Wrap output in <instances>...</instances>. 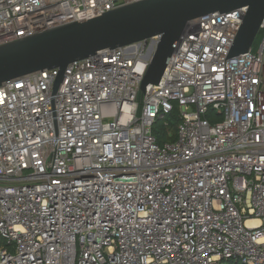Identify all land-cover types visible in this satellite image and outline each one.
<instances>
[{
  "label": "built area",
  "instance_id": "1",
  "mask_svg": "<svg viewBox=\"0 0 264 264\" xmlns=\"http://www.w3.org/2000/svg\"><path fill=\"white\" fill-rule=\"evenodd\" d=\"M138 1L0 0V46ZM244 13L191 22L145 94L157 37L68 65L56 93L57 69L0 86V264H264V19L226 59Z\"/></svg>",
  "mask_w": 264,
  "mask_h": 264
},
{
  "label": "water",
  "instance_id": "2",
  "mask_svg": "<svg viewBox=\"0 0 264 264\" xmlns=\"http://www.w3.org/2000/svg\"><path fill=\"white\" fill-rule=\"evenodd\" d=\"M244 9L239 30L226 59L247 53L264 19V0H141L101 16L59 26L41 34L0 46V86L19 77L57 69L56 93L68 65L104 50L145 42H158L140 84L145 94L158 85L190 23L214 13Z\"/></svg>",
  "mask_w": 264,
  "mask_h": 264
},
{
  "label": "trees",
  "instance_id": "3",
  "mask_svg": "<svg viewBox=\"0 0 264 264\" xmlns=\"http://www.w3.org/2000/svg\"><path fill=\"white\" fill-rule=\"evenodd\" d=\"M141 95V94H139ZM170 120L173 122L172 125H171V128H170V131H171V135L170 137H168L167 133H164L162 130H153L154 132V135L156 136V139L158 141V143H163L165 140L167 139H170L171 141L174 140V137H175V128L177 126V123H178V114L177 112H173L171 115H170ZM226 264H240V263H235V262H227Z\"/></svg>",
  "mask_w": 264,
  "mask_h": 264
},
{
  "label": "rangeland",
  "instance_id": "4",
  "mask_svg": "<svg viewBox=\"0 0 264 264\" xmlns=\"http://www.w3.org/2000/svg\"><path fill=\"white\" fill-rule=\"evenodd\" d=\"M260 42V36H257V38L255 39L254 43H253V49L256 48V46L258 45V43ZM148 49L150 48L149 47V44L147 45ZM148 51V55L151 54V49L147 50ZM141 94V93H140ZM142 95V94H141ZM139 95V96H141ZM167 123L169 126L168 127H164V124ZM172 121L170 120V118L168 117L167 119L163 120V121H159L157 123V125L155 126V130H162L164 133H167V134H171V131H170V128H171V125H172Z\"/></svg>",
  "mask_w": 264,
  "mask_h": 264
}]
</instances>
